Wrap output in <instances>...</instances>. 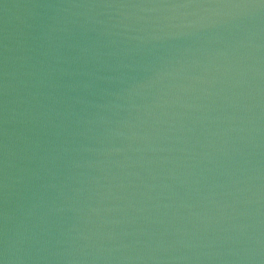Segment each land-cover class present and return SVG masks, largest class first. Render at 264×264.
Instances as JSON below:
<instances>
[{
	"label": "water",
	"instance_id": "obj_1",
	"mask_svg": "<svg viewBox=\"0 0 264 264\" xmlns=\"http://www.w3.org/2000/svg\"><path fill=\"white\" fill-rule=\"evenodd\" d=\"M0 264H264V0H0Z\"/></svg>",
	"mask_w": 264,
	"mask_h": 264
}]
</instances>
